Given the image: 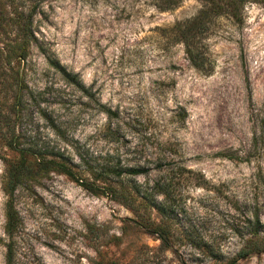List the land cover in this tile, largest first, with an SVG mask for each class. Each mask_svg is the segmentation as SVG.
<instances>
[{"label": "rangeland", "instance_id": "obj_1", "mask_svg": "<svg viewBox=\"0 0 264 264\" xmlns=\"http://www.w3.org/2000/svg\"><path fill=\"white\" fill-rule=\"evenodd\" d=\"M205 6L0 0V264L9 247L12 264H227L247 247L236 264H264V0L205 20L201 70L175 27ZM20 150L45 164L30 156L10 195ZM85 184L148 196L130 209Z\"/></svg>", "mask_w": 264, "mask_h": 264}, {"label": "trees", "instance_id": "obj_2", "mask_svg": "<svg viewBox=\"0 0 264 264\" xmlns=\"http://www.w3.org/2000/svg\"><path fill=\"white\" fill-rule=\"evenodd\" d=\"M157 1V7L161 11H169L177 8L184 0H156ZM205 5V10L201 12V14L195 18L192 21L178 24L175 34V39L177 42H182L185 45V53L189 59V61L198 69H206V62L207 58L203 51V49L199 46L202 40L203 34L207 30V26L205 24V20H207L209 17L217 16L223 12L229 13L231 16H235L239 10L249 1V0H202ZM211 15V16H210ZM19 19H22L19 17ZM2 18L0 17V26L2 25ZM13 21V20H12ZM15 23L16 20H15ZM19 32L18 37L21 36L22 45L21 49L22 51L26 50V47L29 45L31 39H35L34 33L31 30V23L26 22L24 24H19ZM16 108V105L14 109ZM5 124L8 125L7 127V134L4 135V139L8 141V145L11 149L16 148L17 142L15 141L14 136V129L10 125V118H5ZM21 158L17 161L12 162L9 170V176L7 178L6 184H5V191L7 194L13 195L14 190L16 187L26 178L32 177V167L31 163H27L26 160L32 156L34 159V162L32 164L38 166L39 168H42L45 164L44 159H41L40 156L38 157L35 154H31L29 151L20 150ZM163 158L165 159L166 153L162 154ZM37 157V159H36ZM50 163V162H49ZM48 163V164H49ZM130 174L138 175L144 172V170L137 169V170H129ZM68 175L73 176L71 172H68ZM118 173V172H117ZM86 185V184H85ZM87 187L94 189L97 193H107L111 192V195L122 203L123 205L129 207L130 209L135 208V203L139 199L145 200V198L148 196L147 192L141 191V189H129L125 186H122L120 189L113 188L112 186H108L107 188H102L100 186L95 185H86ZM97 187V188H96ZM147 199V198H146ZM256 223L259 225L260 220L258 216H255ZM16 220L14 216L9 215L8 216V228H12L16 224ZM157 231L159 229L157 228ZM12 233V232H11ZM159 234V232H157ZM163 235V234H159ZM252 238H259V229H257L254 233H252ZM260 248L256 249H250L245 248L238 254V258H243L248 256L249 254L253 253L254 251H259ZM232 259L227 262V264H236L237 260ZM7 264H12V249L9 247V251L7 254Z\"/></svg>", "mask_w": 264, "mask_h": 264}]
</instances>
